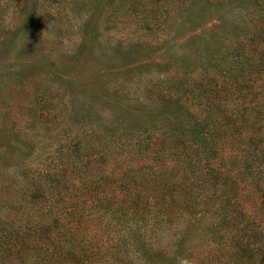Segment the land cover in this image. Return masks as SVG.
I'll return each instance as SVG.
<instances>
[{
	"label": "trees",
	"instance_id": "16d2710c",
	"mask_svg": "<svg viewBox=\"0 0 264 264\" xmlns=\"http://www.w3.org/2000/svg\"><path fill=\"white\" fill-rule=\"evenodd\" d=\"M252 3L259 14L218 69L221 86L187 88L189 106L179 102L182 112L164 121L117 117L130 123L115 145L93 144L114 160L111 177L95 178L80 142L50 162L29 186L24 221L0 228V264H164L168 250L264 264V0Z\"/></svg>",
	"mask_w": 264,
	"mask_h": 264
},
{
	"label": "rangeland",
	"instance_id": "374dc122",
	"mask_svg": "<svg viewBox=\"0 0 264 264\" xmlns=\"http://www.w3.org/2000/svg\"><path fill=\"white\" fill-rule=\"evenodd\" d=\"M252 2L0 0V228L24 221L30 184L77 142L93 152L95 178L111 177L114 160L93 144L115 145L130 123L117 117L164 121L179 102L189 106L191 86L213 78L221 86L218 69L259 14ZM163 261L212 264L170 250Z\"/></svg>",
	"mask_w": 264,
	"mask_h": 264
}]
</instances>
